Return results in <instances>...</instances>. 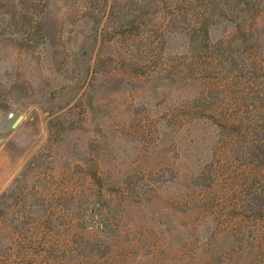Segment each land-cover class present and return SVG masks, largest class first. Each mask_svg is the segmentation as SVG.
I'll return each instance as SVG.
<instances>
[{
	"label": "rangeland",
	"instance_id": "rangeland-1",
	"mask_svg": "<svg viewBox=\"0 0 264 264\" xmlns=\"http://www.w3.org/2000/svg\"><path fill=\"white\" fill-rule=\"evenodd\" d=\"M0 264H264V0H0Z\"/></svg>",
	"mask_w": 264,
	"mask_h": 264
}]
</instances>
